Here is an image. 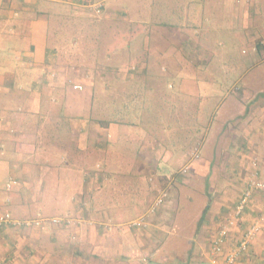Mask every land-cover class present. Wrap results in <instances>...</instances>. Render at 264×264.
Wrapping results in <instances>:
<instances>
[{
  "label": "crops",
  "instance_id": "1",
  "mask_svg": "<svg viewBox=\"0 0 264 264\" xmlns=\"http://www.w3.org/2000/svg\"><path fill=\"white\" fill-rule=\"evenodd\" d=\"M96 1L104 3V20L76 21L71 27L66 14L88 9L89 0H0V215L23 222L38 216L73 219L47 223L45 229L1 225L0 261L212 264L218 230L251 180H264V73L260 69L247 81L244 77L250 68L264 64V25H256L254 18L243 22L238 15H229V23L228 0H189L187 5L178 0L179 7L159 0L162 16L154 14L158 0H145L146 15L142 8L134 9L136 0H121L122 8L116 0L109 8L107 0ZM256 6L257 0L246 1V8ZM131 11L139 13L138 22L131 21ZM246 16L250 18L248 11ZM213 19V26L229 31L241 48L242 112L216 123L213 114L210 127L202 128L197 116L201 94L216 93L219 85L218 93L226 90L228 76L218 78L226 73L218 62L234 59L232 49L217 50L208 26ZM88 39L95 45L85 44ZM83 45L91 51L86 63L81 62ZM110 62L122 63L112 71ZM106 71L119 83L146 74H159L166 82L158 90L144 86L143 93L135 91L121 112H108V105H101L95 116L93 75L101 78ZM74 83L85 88L74 89ZM113 83L101 80L102 90H118ZM172 115L182 122L171 128ZM200 140L206 155L199 156L201 165L200 159L187 161L193 143ZM221 140L227 144L224 151L217 146ZM221 156L231 159L216 163ZM182 167L193 171L192 184L177 176ZM195 174L210 180L209 195L195 190L201 177ZM192 187L191 196L185 189ZM162 189L169 196L152 214L151 205ZM263 209L264 192H257L231 229L219 263ZM144 212L145 226L123 224ZM235 264H264V230Z\"/></svg>",
  "mask_w": 264,
  "mask_h": 264
},
{
  "label": "rangeland",
  "instance_id": "2",
  "mask_svg": "<svg viewBox=\"0 0 264 264\" xmlns=\"http://www.w3.org/2000/svg\"><path fill=\"white\" fill-rule=\"evenodd\" d=\"M112 1H114V0H107L106 4H107L108 8L110 6L109 4ZM170 1L172 3H174L176 7H179V1L178 0H170ZM181 1H183V0H181ZM246 1H248V0H240V3L237 4L236 0H228V4L226 6V8L228 10L226 19L229 21V23H231V21L229 19V15L234 16V18H236V16L238 15V19H240L243 22L244 21L247 22L248 19L251 20L252 18H254L256 25L257 24L258 25H262V24L264 25V0H257V6L260 9H262L261 14L257 10V8H258L257 6L254 8H246ZM89 2H90V0H89ZM97 2H99V1H97ZM116 2L119 4V5H117V7H119V8L123 7V3L121 0H116ZM137 2H138V0H136V3H134V9L140 7L143 9L144 15H146L145 9L147 8L146 6H148V2L146 3L145 0L143 1V3H137ZM188 2H189V0L183 1V3L186 5ZM183 3L181 2L180 6L183 5ZM194 3L200 4L201 1L200 0H194ZM132 4H133V2H132ZM154 6L155 5L152 4V7H154ZM162 6H163V4L160 1L156 3V6L154 7L155 8V11H154L155 15H159V16L163 15ZM216 10H218V9H216ZM247 11L249 12L250 18H248L246 16ZM241 12H242V17L239 15V13H241ZM244 12H245V15H244ZM121 13H123V12H121ZM217 13L220 14V11H218ZM103 15H104L103 12L97 13L92 8L88 7V9L82 8L79 10V12H76L74 14L72 12L66 14L65 20L71 27H73L74 22L76 23V21L79 22V24L81 25V23H83V22H86L88 24V23L96 21L100 18V20L97 21L98 23H100L102 19L104 20ZM138 15H139V13H137L135 11H133V12L131 11V21L138 22L139 21ZM178 15L179 14H177L176 16H178ZM140 17L144 18V19L146 18L143 15H140ZM217 19H213L212 22L208 23V26L211 27L210 29L212 30V33L214 34V38L216 39L217 50H226L228 48L232 49L234 59L229 60V61L218 62V63H221L220 66H225V69H224V67H222V70H224L223 72L226 71V73H223L222 75L217 74L218 78L220 77V79H221L222 78L221 76H224L225 74H227V76H228V78H227L228 81L225 84V86L227 87L226 90L223 93H218L220 91V89L222 88V86L219 85V91L218 92H216V93H205V95H204V93L201 94L202 95L201 96L202 102H201V99L198 98V100H199L198 102H201V104H202V109L197 112V116L201 121L202 128L204 126L210 127V123L212 122L210 120L213 119V114H215L214 115V123H216V122L222 121L228 115L229 116H235V115H238L240 112H242V110H240L241 90L239 89V87H241V85H243V83L240 80V75H241V72L243 70V66H245V62L242 60L243 55L241 53V48L236 44L238 39L235 36H233L232 34H229V31H218V29L216 27L217 24H215V27L213 26V22ZM260 19L263 20L262 23H259ZM112 20L113 19H111V22H113ZM161 22H158L157 24H163ZM205 22H208V21L205 20ZM253 24H255L254 21H253ZM69 29H70V31L72 30V28H69ZM93 29H95V26L88 28V31H92ZM65 31H66V29H65ZM74 33L72 32L71 35L73 36ZM67 34H68V32H67ZM66 36H68V35H66ZM84 37H89V36H84ZM73 38H75V37L73 36ZM221 41H222V43H225V44H220ZM85 44H87L89 46L95 45L93 43L92 39H88L85 42ZM79 46H80V42H79L78 47ZM80 51H81L82 57L84 56L81 59V62L86 63L84 60L86 59V57L88 56V54L91 51L88 48H86L84 45ZM77 54L79 55V53H77ZM121 63L122 62H118V63H111L110 62V63H108L109 64V70L113 71V69L114 70L118 69L121 66ZM184 63L186 64L187 62H184ZM190 64H193V63H190ZM234 66L238 67V71H237V69L235 71H231L230 68L234 67ZM259 66H257L256 68H258ZM89 67L92 68L93 65H89ZM246 69L247 68H244V71H246ZM260 69H262L263 70L262 73H264V64L262 65V67H260L257 70L250 68V70L246 74H244L246 81H247V79L251 78L252 75H256L257 71H259ZM163 70H165V68H163ZM112 71H110V72L106 71V74L104 73L103 77H101V78H100V75H98L96 73H95V75H93L94 79H95V77H97L96 78L97 81L95 83V88H94V90H95V97H94V103H95L94 114H95V116H96V113L98 112L96 108L100 107L101 105H103V106L108 105V107L105 108L106 111H108V112H111L112 109H117V113L121 112L122 111V104L124 105V103L126 101H130L132 95L136 94L135 91L138 90L139 92H142V91H144L145 87L147 89L154 90L157 88L158 85L163 86L164 82H166V79H164L165 77H162L159 74H157L156 78H153V77L146 74L145 76L141 77L140 79H136L135 81L128 80V81H121V83H119L116 81L115 75ZM150 75L156 76L155 74H150ZM101 80L102 81H104V80L105 81H108V80L113 81L114 80L113 85L116 86V88L118 90H114V92H112V93H107L108 94L107 95L102 90ZM162 80H164V82ZM162 82H163V84H162ZM234 82L238 83V85H236V88H235V85H233ZM250 82H251V79L249 80V83ZM260 82H261L262 89H264V75L260 78ZM122 86L124 88H122ZM257 87H259V84H257ZM157 90H158V88H157ZM138 95L140 96V94H138ZM153 95L156 96V94H153ZM182 100H184V99H182ZM184 101H186V100H184ZM230 107H231V110L233 109V107L235 109L231 111V110H229ZM215 108H216V110H215ZM132 110L133 109L131 106L130 111L132 112ZM187 112H189V111H187ZM170 118L171 119L169 120L168 126L170 125L171 128L174 126H177L178 124H181V122H182V121H177L178 117L175 118V116H173V115ZM234 122L240 126V120H235ZM184 134L186 136V131H184ZM187 142H190V141H187ZM238 142H239V140L236 141V143H238ZM226 145L227 144H224L223 140H221V142L217 146H220V148L222 149ZM197 148H198V151L196 152V155H195L194 153H195V150ZM231 149L233 150V147ZM217 150H215V152ZM222 150L224 151L225 148H223ZM204 152H205V150H203V140L194 142L193 146H192L191 157H190L191 159L187 158V161L193 160V158L199 160L200 159L199 156H201V159H203L202 155ZM197 157H199V158H197ZM203 157L205 158L206 155H203ZM224 157L225 156L217 157L216 163L221 164L222 161H224L225 159H226V161L231 159V157L230 158L229 157L224 158ZM201 159H200V163H199L200 165L203 164L202 163L203 161ZM186 164H188V163H186ZM188 172H189V169L184 170V167H182L181 169L178 170L177 176L179 178H181L182 181H184V182L190 180V182L192 184V182H193V171H190L189 172L190 174H187ZM195 175L198 177L201 174H195ZM198 179H199V183L194 185L195 190H198V191L200 190L202 193L209 195L211 182L208 183V181H210V180H207L206 178H204L203 175H201V177ZM185 190H186V193H189L192 196L193 187H192V189H185ZM157 195H158V192H157ZM157 195L155 196L154 200H156L158 198L159 195L158 196ZM154 203H152L151 207L154 206ZM156 211H157V209H155V211L152 214H154ZM146 213L147 212H144L142 217L141 218L139 217L138 220H133V221H130L128 223H123V224L131 227L134 222L140 221V222H142L141 223L142 226H145V218H146L145 214ZM150 213L151 212H149V214Z\"/></svg>",
  "mask_w": 264,
  "mask_h": 264
},
{
  "label": "built area",
  "instance_id": "3",
  "mask_svg": "<svg viewBox=\"0 0 264 264\" xmlns=\"http://www.w3.org/2000/svg\"><path fill=\"white\" fill-rule=\"evenodd\" d=\"M87 4L97 13L103 11L104 4L102 2H97V1L93 2L92 0H90V2ZM73 88L78 90H83L85 86L83 84L74 83ZM197 151L198 148L195 150L194 153L195 155ZM254 165L257 166V161H254ZM257 192H264V180H261V178H257L256 176V178L251 180L249 188L246 189L234 213L229 217L227 222L220 227L215 238L213 239L211 246V253L213 257H211L210 260L212 264H235L237 260L242 256V254L249 249L250 244L253 242L256 236L264 230V209H263L261 213L257 217H255L253 223L246 229L242 239L239 241L237 246L234 247L227 254V256L224 259V262L219 263L218 255L223 253L224 243L229 237L231 229L238 225L239 218L246 209L248 203L252 200V198ZM168 196H169L168 190L166 189L160 190V194L158 198L155 200L154 206L152 207L151 211L157 209L165 200H167ZM72 221L73 219L70 218L68 215L64 217H57L50 219H45L42 216H38L34 219L26 220L24 222L14 220L10 214L0 215V226L5 223H12L17 225H21V224L36 225L45 229L47 227V223L60 224L62 222L71 223ZM141 223L142 222L140 221H136L133 223V226L141 225ZM0 264H2L1 261Z\"/></svg>",
  "mask_w": 264,
  "mask_h": 264
},
{
  "label": "trees",
  "instance_id": "4",
  "mask_svg": "<svg viewBox=\"0 0 264 264\" xmlns=\"http://www.w3.org/2000/svg\"><path fill=\"white\" fill-rule=\"evenodd\" d=\"M93 2H95L96 0H92ZM103 3V2H102ZM104 4V3H103ZM104 9V8H103ZM127 108V107H126ZM246 191V190H245ZM245 193V192H244ZM241 200V199H240ZM240 202V201H239ZM226 243V242H225ZM225 243H224V246H225ZM224 250V249H223Z\"/></svg>",
  "mask_w": 264,
  "mask_h": 264
}]
</instances>
